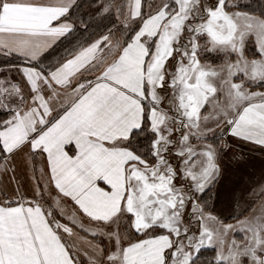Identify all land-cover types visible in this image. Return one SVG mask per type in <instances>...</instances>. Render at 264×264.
<instances>
[{
    "label": "snow or ice",
    "instance_id": "1",
    "mask_svg": "<svg viewBox=\"0 0 264 264\" xmlns=\"http://www.w3.org/2000/svg\"><path fill=\"white\" fill-rule=\"evenodd\" d=\"M0 264H264V0H0Z\"/></svg>",
    "mask_w": 264,
    "mask_h": 264
},
{
    "label": "crops",
    "instance_id": "2",
    "mask_svg": "<svg viewBox=\"0 0 264 264\" xmlns=\"http://www.w3.org/2000/svg\"><path fill=\"white\" fill-rule=\"evenodd\" d=\"M252 165L255 167L257 170V173L261 167V158L258 154L254 155L253 160H252Z\"/></svg>",
    "mask_w": 264,
    "mask_h": 264
}]
</instances>
